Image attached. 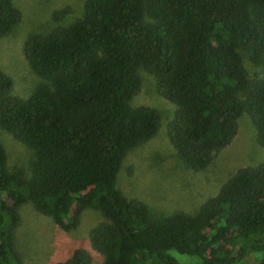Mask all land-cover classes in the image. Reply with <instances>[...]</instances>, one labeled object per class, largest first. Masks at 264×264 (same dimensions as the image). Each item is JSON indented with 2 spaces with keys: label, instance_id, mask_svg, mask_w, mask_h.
<instances>
[{
  "label": "trees",
  "instance_id": "obj_1",
  "mask_svg": "<svg viewBox=\"0 0 264 264\" xmlns=\"http://www.w3.org/2000/svg\"><path fill=\"white\" fill-rule=\"evenodd\" d=\"M20 18L0 0V38ZM21 51L40 83L19 99L0 71V129L33 161L8 170L0 143V264H22L25 203L63 232L99 213L87 240L101 264H264V163L237 169L193 214H158L115 185L126 154L160 126L154 109L130 105L139 71L174 106L166 135L186 170H205L241 115L264 150V0H85L79 18L29 35ZM55 264L91 261L77 248Z\"/></svg>",
  "mask_w": 264,
  "mask_h": 264
},
{
  "label": "rangeland",
  "instance_id": "obj_2",
  "mask_svg": "<svg viewBox=\"0 0 264 264\" xmlns=\"http://www.w3.org/2000/svg\"><path fill=\"white\" fill-rule=\"evenodd\" d=\"M84 1L11 0L21 18L9 34L0 38V71L11 79L13 96L26 99L40 83L22 55L24 40L29 35L69 25L81 16ZM62 8L67 9L65 14L60 20H54L53 12ZM245 66L252 71L247 63ZM138 75L140 89L130 105L154 109L160 126L149 141L130 150L123 158L115 185L124 197L165 216L175 211L193 214L237 169L264 163V150L255 141L252 123L247 115H241L237 119L236 135L208 167L197 173L186 170L176 159L166 135L174 106L156 93L150 76L141 71ZM0 143L6 154L7 169L28 173L33 161L31 152L2 129ZM18 214L20 223L14 232V248L22 264L62 262L77 248L86 252L91 264L102 263V258L90 249L87 240L89 230L103 221L96 211L84 210L78 227L69 232L61 231L50 218L35 212L29 203L21 205Z\"/></svg>",
  "mask_w": 264,
  "mask_h": 264
}]
</instances>
